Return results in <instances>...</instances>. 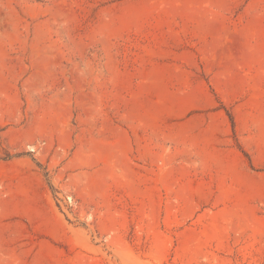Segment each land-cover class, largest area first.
<instances>
[{"label":"rangeland","instance_id":"1","mask_svg":"<svg viewBox=\"0 0 264 264\" xmlns=\"http://www.w3.org/2000/svg\"><path fill=\"white\" fill-rule=\"evenodd\" d=\"M0 264H264V0H0Z\"/></svg>","mask_w":264,"mask_h":264}]
</instances>
